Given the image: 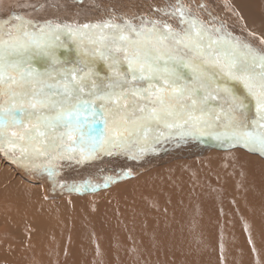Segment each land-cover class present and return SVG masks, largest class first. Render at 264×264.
I'll list each match as a JSON object with an SVG mask.
<instances>
[{
  "label": "snow or ice",
  "instance_id": "snow-or-ice-1",
  "mask_svg": "<svg viewBox=\"0 0 264 264\" xmlns=\"http://www.w3.org/2000/svg\"><path fill=\"white\" fill-rule=\"evenodd\" d=\"M164 14H178L182 30L158 20L78 28L19 14L0 20V151L19 152L9 158L54 183L61 160H135L177 138L264 155V50L223 23L206 25L183 3ZM66 40L78 50L75 62L61 57ZM89 187L99 185L69 191Z\"/></svg>",
  "mask_w": 264,
  "mask_h": 264
},
{
  "label": "bare ground",
  "instance_id": "bare-ground-1",
  "mask_svg": "<svg viewBox=\"0 0 264 264\" xmlns=\"http://www.w3.org/2000/svg\"><path fill=\"white\" fill-rule=\"evenodd\" d=\"M222 1L224 3L217 8L231 11L233 25L241 29L243 33L240 34L248 43L253 44L255 48L257 45H264V0ZM7 2L8 0H4V3ZM245 33H252L253 36L248 37ZM66 60L77 61L69 58ZM97 67L102 76L109 74L103 62H99ZM177 140L178 138L165 140L166 151L201 152L204 155L203 151L212 150L205 155H227L224 159L226 175L209 174L206 170L215 168L212 161L196 159L198 165L195 166L192 158L173 154L165 157L163 162H155L151 167L153 170H147V175H142L140 179L117 183L107 192L87 195L78 201L70 199L72 204L86 199H96L97 204L100 203L96 204V207L97 210H102L101 212H85L84 215L88 219H80L81 221L72 215L75 213V207L68 209L65 203L57 208L46 193L31 186L17 176L13 168L0 161V196L4 195V200L0 201V264H37L35 261L38 259L52 264H79L80 256L76 242L78 245L79 242H85L89 246L85 251L87 253L83 252L82 255L95 261V264H150L147 258L154 251L157 257L162 253L161 244L173 238L167 234L178 226L185 227L183 233L202 239L207 244L216 243L227 230L240 234L242 224L239 222V216L242 209H246L243 200L254 199L249 207L257 205V200L264 201V164L260 173L252 174L247 171L246 164L239 161L241 155L248 154L241 148L231 151L230 145L209 138L208 146L202 145L201 149H197L190 143L196 142L195 139L188 138L187 142L182 143ZM213 143L220 148L212 149L210 146ZM199 168L204 169V172ZM191 175L199 177L200 181H194ZM223 176H226L227 180ZM235 179L237 181L234 185ZM19 188L25 189L20 194L23 200L11 199L13 194L7 197V189H13L15 192ZM93 207L91 205L88 208L94 209ZM262 209L264 210V206ZM29 210L31 213L27 214ZM65 210L68 220L63 217L65 213L60 214V211ZM163 221L165 222L160 226ZM57 224L61 231H57ZM118 224L127 226V233H115L110 238L115 242L110 239L107 241L105 249L111 255H106L101 251L105 243L98 241ZM17 230L21 233L19 253L16 250V241L19 242L15 235ZM54 232L57 236H68V239L61 243L53 235V238L46 237ZM33 233L34 236L41 237L34 239ZM124 238L130 240V244L123 243ZM44 244L48 249L41 258L38 252ZM148 245H151L153 250ZM48 258H51L50 261ZM185 258L188 259L187 256L183 259ZM151 264L154 262L151 261Z\"/></svg>",
  "mask_w": 264,
  "mask_h": 264
},
{
  "label": "rangeland",
  "instance_id": "rangeland-1",
  "mask_svg": "<svg viewBox=\"0 0 264 264\" xmlns=\"http://www.w3.org/2000/svg\"><path fill=\"white\" fill-rule=\"evenodd\" d=\"M0 2V20L10 18L13 14H19L23 16L24 19L32 20L38 25L51 22L54 25H69L73 28H78L85 24L105 22L110 19L117 23H121L125 19H128L137 26H139L144 20H158L161 23L166 22L171 24L176 30H182L178 14L175 16L165 15L164 12L167 11L171 13L175 7H179V4L183 3L192 16L202 20L206 25L219 26L223 23L227 32L230 31L233 35L236 33L235 36L247 41L246 38L240 34L243 33L241 29L233 25V18L230 16L231 11L229 10L228 12L227 10H222V8H217L224 3L222 0H8L7 3H4V0H0ZM33 14H35V16H33ZM15 22V20H12V23ZM246 34L249 35L248 37L253 36L252 33H245V35ZM66 43L68 47L61 48L59 50L60 54L63 56L62 59L69 58L72 60H78L79 53L75 43L72 40H66ZM256 48L264 50V45H257ZM203 138V140H199L197 138L195 139L196 142L190 143L194 148L201 149L202 145L208 146L209 143L208 137ZM211 140L215 141L214 139ZM154 147L156 151L148 150L141 154L139 159L135 160L125 155L101 156L96 160L88 161L83 164H78L75 160H61L57 165L59 175L55 178V183L46 173L41 174L35 169L25 168L15 163L13 159L9 158V156L19 158V152L5 155L4 152L0 151V161L5 166L8 165L11 169L13 168V172L18 174L17 176L20 178L30 183L31 186L38 188L39 191L43 193H46L48 199L52 201L57 208L65 203V206L68 207V209L75 207V213L72 215H74L78 221L88 219L87 216L84 215L85 212L97 213L102 210H97L96 199H90V201L88 199H81L84 201H80L76 204H72L69 201L70 199L78 201L79 198H83L87 195L92 196L99 194L100 192H107V190H110L111 186L117 185V183L123 184L128 180L133 181L140 179L144 175H147L146 171H150L155 162H163L165 157L173 154L179 157L192 158L195 162V166L198 165L196 159H206L212 161V166L215 168L211 171L205 170L209 172V174L220 173L222 175H226L224 159L227 155H205L207 152L212 150L203 151L204 155H202L201 152L196 153L180 150L166 151V143L164 141L156 144ZM210 147H213L212 149L220 148L214 143ZM229 147L231 148V151L241 148V150L247 152L248 154L240 156V163L246 164V169L249 173H260V168L263 167L264 164V155L244 148L241 145ZM199 169L204 172V169ZM191 176L194 181H200L199 177L195 175ZM107 177H110L111 181H107V187H105L103 185L106 183ZM223 177L227 180L226 176ZM86 181H91L92 185H99V187H96L95 190H93L92 187H89L87 190L69 191L70 186L79 187ZM236 181L237 179L233 180L234 185ZM24 191L25 189L20 188L15 192L13 189H7V197L9 194H13L11 199L23 200L20 194ZM104 198L107 199V196ZM2 200H4V195L0 196V201ZM252 201H254V199L243 200L246 209H242L241 214L239 212V222L242 224L240 226V234L227 230L220 238H218L216 243L207 244L202 239L194 238L191 234L183 233L182 231L185 227L178 226L173 228L167 234L168 236H173V238L161 244L163 247L162 253L157 257L156 252L154 251V253L151 254L147 260L150 264L151 261L154 262V264H264V210L262 209L264 201L257 200V205L249 207ZM30 205L31 204H29L28 207H30ZM91 205L95 208L93 207L94 209H89L88 207ZM1 206L2 205H0V208ZM30 213L31 211L29 210L27 214ZM66 213V210L60 211V214H64V219L68 220ZM0 216H2L1 211ZM51 219L52 217L49 220ZM165 221H163L160 226ZM54 226H56V224ZM57 226V231H61L59 229V224H57ZM55 233L56 232L53 234H47L46 237H51L53 235L54 238L59 239L61 243H65L68 239V236H57V233ZM115 233H127V226L118 224L115 227H112L108 234H104L99 239L98 242L105 243L102 247L103 250L101 251L106 255H111L105 247L107 245V241ZM230 234L233 236L229 237L228 235ZM15 235L16 238L19 239V242L16 241V243H18L16 250L19 253L21 250V248H19L21 233L17 230ZM32 235L34 239L41 237L34 236L35 233ZM111 241L115 242L113 240ZM122 242L130 244V240H125V238L122 239ZM79 243V245L78 242L75 243V246L78 249V256H80L79 264H95V261H91L82 255L83 252L89 249V246L85 244V242ZM148 247H151V245H148ZM151 248L153 250V247ZM47 249L48 247L46 244L40 247L38 253L41 258H43V254H46ZM184 256H187L188 259H183ZM50 259L51 258H48L49 261ZM43 260L44 259H38L35 262L37 264H52ZM239 260L241 261L238 263Z\"/></svg>",
  "mask_w": 264,
  "mask_h": 264
}]
</instances>
